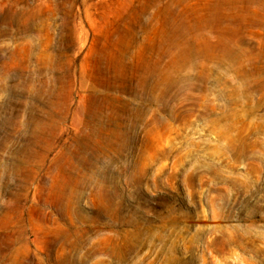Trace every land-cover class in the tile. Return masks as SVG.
Returning a JSON list of instances; mask_svg holds the SVG:
<instances>
[{
	"label": "rangeland",
	"instance_id": "374dc122",
	"mask_svg": "<svg viewBox=\"0 0 264 264\" xmlns=\"http://www.w3.org/2000/svg\"><path fill=\"white\" fill-rule=\"evenodd\" d=\"M216 2L19 0L31 28L23 78L0 88V264H264V90L233 102L239 75L198 27ZM238 11L227 31L262 65L264 0ZM167 40L183 79L154 106L135 67ZM110 77L135 116L102 113Z\"/></svg>",
	"mask_w": 264,
	"mask_h": 264
},
{
	"label": "bare ground",
	"instance_id": "6f19581e",
	"mask_svg": "<svg viewBox=\"0 0 264 264\" xmlns=\"http://www.w3.org/2000/svg\"><path fill=\"white\" fill-rule=\"evenodd\" d=\"M250 2H251V0H249L247 3H243L241 0H217V2L215 4L203 5L200 8V11L198 14V19H199L200 23L202 25H205V26H198V27H200V28H208V27L213 28L215 31H217V34H218L216 36V40L213 41L211 43L212 45L209 46L206 50L207 53H209L211 59L215 60L219 64L227 63L228 67H230L231 69L233 68L234 71L239 75L238 78L240 79V85L242 87L238 88L240 86L236 87V86H232L233 84L232 85L230 84V86L233 87V89L231 90V95L233 96V102L236 104L240 102V99L242 98L241 96H245V95L250 93L252 85H257L259 90H264V63L262 65H257L256 62L258 61V58L255 59L254 61H252V59L248 57V51L247 50H245L244 48H236V40L234 39V36L232 34H229L227 31V30H229V28L236 30V28L238 27L237 26V24L239 23L238 15H237V13L235 14L233 12H235V10H239L242 12L244 10L247 11L249 9ZM20 7H19V0H13V4L11 6V9H9L3 16L0 14V88H2V89L7 84V79L11 74H14V76L17 75L18 77H22L24 75L23 73H25V70L28 68V65L24 61H22L24 56L22 54V48L19 47V40L21 39V34H22L23 30L29 29V28H31V26H27L24 24L23 9H21ZM227 8H228V10H232L231 11L232 13H228L226 10ZM209 11H213V15H211L210 13L208 14ZM224 23H227L228 25H231V26H224ZM2 24H6V25L10 24V25L3 26ZM209 25H216V26H209ZM185 27L188 29H194L193 27H195V26H185ZM5 36L8 37V39L12 40V42L11 41L6 42L3 39ZM199 39H200V37H198V40ZM169 41L170 40L162 42L157 46V48H158L157 49V55L158 56H156L154 59L144 60V63L141 66V68H139L138 66L135 67L136 72L138 74L136 80L138 81L139 86L146 88L145 91L146 90L149 91V93L151 94L150 103L154 106L155 105L157 106L160 101L164 102L168 89L170 87L173 89L172 86L178 87V84L181 83L182 79H183V75L181 74L180 67L178 65L179 58L176 57V55H173L171 53L172 49L170 48L171 43L169 45ZM198 45L199 44H197V46ZM196 47H195V53L200 54L201 49L196 50ZM184 56L185 55H183V57H182L183 61L185 59ZM166 57H168L169 60L166 59ZM164 60H166V61H164ZM192 66H193V64H192ZM38 69H40V68H37V67L35 69L29 68L28 71L31 72V74H35V72ZM114 69H116V68L114 67ZM113 71L115 72V70H113ZM39 73H40V71H39ZM111 77H110V79H111ZM18 79L21 80V78H18ZM101 79H102V77H101ZM107 82L109 83V81H107ZM107 82L104 81L102 83V87L105 86L104 90H106V92L102 94L101 102L99 104L100 109H102L101 111L103 114H105L106 112H109L108 110H110V111H112V114H115L117 116H120V115L123 116V114H125V116L129 117L130 115H132V116L134 115V114H132V112H134V113L139 112L138 108L137 109L135 108L136 110H132L131 105H130V103H131L130 100H124L122 98V95L116 94L117 92H124V91H126V89L128 90L129 86L117 85L118 81L115 84L113 82V80H112L113 84H108ZM254 83H256V84H254ZM103 84H104V86H103ZM257 87H256V89H257ZM113 90H114V92L115 91H117V92L114 94ZM178 91H180V89ZM254 91H255V87H254ZM170 92H171V90H170ZM173 95H175V94H173ZM170 96H171V94H170ZM102 99H103V102H102ZM144 99H146V98H144ZM261 100L264 101V92H263V95L261 97ZM261 100H260V102L258 100L259 103H256L254 107L258 108V107L262 106ZM143 102H145V101H143ZM105 103L108 105L107 107L105 106ZM117 103H118V105H117ZM136 105H139V104H136ZM144 105L145 104H143V106ZM172 105H174V104H172ZM141 106H142V104H141ZM140 108H142V107H140ZM150 108H153V106ZM170 108H171V104H170ZM173 108H175V107H173ZM105 109H107L106 112H105ZM168 110H169V108H168ZM143 112H144V110H143ZM171 117H172V114H171ZM124 119H123V122H124ZM128 120H130V119L128 118ZM125 122H127V121H125ZM101 127H102V125H101ZM102 131H104V129Z\"/></svg>",
	"mask_w": 264,
	"mask_h": 264
}]
</instances>
